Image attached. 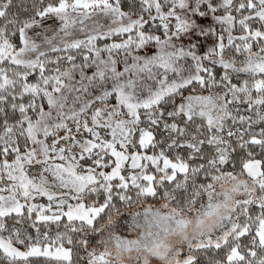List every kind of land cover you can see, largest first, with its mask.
Listing matches in <instances>:
<instances>
[{"label": "snow or ice", "instance_id": "1", "mask_svg": "<svg viewBox=\"0 0 264 264\" xmlns=\"http://www.w3.org/2000/svg\"><path fill=\"white\" fill-rule=\"evenodd\" d=\"M0 264H264V0H0Z\"/></svg>", "mask_w": 264, "mask_h": 264}]
</instances>
